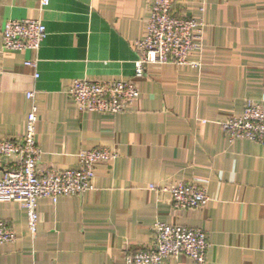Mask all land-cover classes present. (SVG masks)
<instances>
[{
    "label": "crops",
    "instance_id": "0c3cea01",
    "mask_svg": "<svg viewBox=\"0 0 264 264\" xmlns=\"http://www.w3.org/2000/svg\"><path fill=\"white\" fill-rule=\"evenodd\" d=\"M150 2L51 0L41 9L40 0H0V48L9 19H41L48 30L38 51L0 59V137L22 136L31 90L44 166L76 168L86 148L119 152L96 166L82 196L39 198L35 234L21 202H0V219L18 233L0 244V264H125L128 251L153 242L157 221L204 229L205 264H264V145L231 140L220 125L262 96L264 0H173V14L205 22L203 47L189 56L199 64L147 65L128 112H81L71 102L73 79L133 77ZM11 166L0 158V175ZM176 182L205 187L208 204L176 210L162 189Z\"/></svg>",
    "mask_w": 264,
    "mask_h": 264
},
{
    "label": "built area",
    "instance_id": "2783aa9c",
    "mask_svg": "<svg viewBox=\"0 0 264 264\" xmlns=\"http://www.w3.org/2000/svg\"><path fill=\"white\" fill-rule=\"evenodd\" d=\"M50 3L51 0H40V8H46ZM150 3L151 16L144 37L135 43L138 53L135 74L129 79H73L69 95L81 112L123 113L132 110L141 95L139 81L149 64H199L191 61L189 56L203 47L204 20L176 16L173 0H151ZM47 32L41 19H9L3 30L0 59L5 52L38 51ZM26 64L36 66L33 60H27ZM26 98L32 100V107L27 113L22 136L0 137V158L6 157L9 164L12 163L0 175V202H21L26 209L28 229L35 234L41 221L39 198L48 197L56 202L62 195L82 196L95 187L96 166L116 158L119 152L115 147L86 148L78 152L76 168L44 166L43 150L36 140L40 116L35 92L27 91ZM220 125L231 140L246 139L264 145V90L259 100H247L240 116L230 114L220 121ZM162 189L170 192L176 210L201 208L210 200L207 189L196 183L176 182ZM154 230L153 242L145 249L128 251L125 264H164L166 259L179 255L192 258L196 264H205L209 239L204 229L157 221ZM17 240L18 233L13 226L0 219V244Z\"/></svg>",
    "mask_w": 264,
    "mask_h": 264
}]
</instances>
